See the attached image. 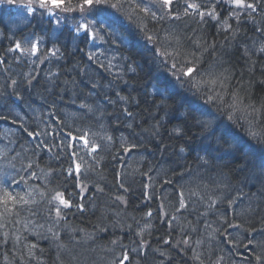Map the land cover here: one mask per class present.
I'll return each mask as SVG.
<instances>
[{
    "label": "trees",
    "instance_id": "16d2710c",
    "mask_svg": "<svg viewBox=\"0 0 264 264\" xmlns=\"http://www.w3.org/2000/svg\"><path fill=\"white\" fill-rule=\"evenodd\" d=\"M144 2L147 3L148 0H144ZM230 8L231 5H218L217 10L220 11L222 18L218 27H226L223 20L227 18L226 14ZM140 15L143 16L144 14L141 13ZM32 20L27 22L28 25L23 29H15L19 21L16 15L0 8V56L5 59V63L0 64V116L9 118L7 120L0 119V125L7 128L8 125L12 124V116H15V114L11 115L10 113L21 112V110L25 116L21 115L20 124L27 123L30 120L28 117L36 113L39 102L42 101L47 108L49 107L50 112L51 109L57 113L60 112V118L57 122L51 117L47 123L57 132L64 135L71 129L75 134L77 128L96 131L95 119H89L84 110L79 107L82 102H87L93 106L96 116H99L101 112L104 113L101 117L103 128L107 130V135H111L116 142L110 152L103 150L100 152L103 159L97 166V172H95L97 179L100 176L105 177L109 173L108 166L115 163V170L111 173L113 177L109 181L103 183V178L100 181H95L101 187H105V194L96 192L95 188L94 193H92L90 188L95 183L86 182L89 192L80 193V195L87 197L82 201L87 211L81 214L76 210L77 212L72 215L74 210L72 209L68 214V219L75 218L74 215L77 216L80 220L79 227L98 235L97 230L100 227L108 226L111 218V213H109V219H102V211L112 207L121 212V222L132 224L136 231L145 228L146 224L151 225V227L145 228L144 235L149 236L152 233L156 237L155 240H159V243L150 238L146 239L151 243L150 247L139 246L137 243L134 251L138 255L142 256V253L148 251L152 264H187L181 261L182 258H179L178 254L186 252L187 255H192V253L177 247L176 241L181 238L178 230L172 233L173 242L171 246L164 244L161 239L170 231L163 223L165 220L163 212L171 213L173 211V206L176 203L174 188L180 184H185L186 190L187 187H191L199 191L201 195L207 196L215 195V184L222 180L228 186L227 192L240 196V199L235 200L230 208L226 205H219L216 214H209L207 220L212 223L214 229L218 226V216L227 215L232 223L241 224L242 229L240 232L232 230L236 235L237 246L233 247L223 242L218 243L219 241L216 239L215 242H212V246L216 248L217 254L233 259L230 264H264V259L259 262L255 259L256 255L264 257V248L259 246L264 243V235L260 232L261 229H264V195H261L264 192V149L247 137L243 127L241 129L244 135L234 133L235 128L239 125L233 131L235 138L225 135L222 130L217 131L215 136L210 135L205 138L201 129L196 127L194 122H186L185 114L188 112L189 104L192 101L186 98L185 91L178 85L173 87L172 70L160 63L151 50L152 45L145 40L134 23L122 21L117 26L118 33L124 37V43L119 41L115 44L101 43L97 40V43L101 45L94 47L91 38L85 40L83 34L70 31L72 22L56 30L53 22L49 23L48 20L41 19L36 23ZM256 21L257 26H264V13H257ZM145 23L148 24L149 34H151L155 22L145 20ZM229 23L232 24L233 30L242 27L244 31L242 38L232 45L225 40L227 33L220 32L218 34L217 28L213 27L212 23L202 24L196 16L186 17L182 21H178L176 28L180 33L190 32L191 28H196L199 30L196 35L215 39L218 45H223V49L218 48L217 55H224V59L229 62L225 67L237 70V79L242 73L243 80L241 83L245 86L251 81L250 90L253 100H264V84L259 83V81L264 80V71H261V68H264V60L259 59L260 54L258 52L253 55L251 63H256V68L253 70L251 63H246L240 47L246 41L249 50L255 51L261 43V33L254 31L250 21L240 26L232 21ZM164 26H167V22ZM156 27L158 29L160 25ZM32 37L43 39L46 52L51 46L59 48L57 53L59 57L50 59L40 66L20 57L17 52L9 53L7 51L10 47H14L16 42L29 44L28 41ZM89 52H95L99 56V62L90 61L87 56ZM102 52L106 55H99ZM113 56L116 57L115 60L112 59ZM207 58L212 59L211 56ZM109 61H112L114 65L111 72L119 74L121 77L119 81H114L113 76L100 67V63L107 64ZM124 65H128L133 70L124 69ZM32 77H35L32 84H27L26 81ZM13 79L18 82L16 86L11 84ZM93 83L99 87L93 88ZM157 88L164 93V97L171 98L164 99L156 95ZM241 95H246V93L241 90ZM25 96L28 100L24 98ZM105 96L110 98L111 103L104 99ZM119 96H124L127 99L120 100ZM18 97H22V99ZM248 102L245 99V103ZM12 103H17L18 106L15 108L9 106ZM123 108L132 111L133 116L128 118L123 113ZM49 115L51 116V114ZM128 124H132V127L129 128ZM174 129H179L180 134L174 132ZM121 139L130 143H138L140 147L132 153H123L119 146ZM38 142L21 145L22 149L27 148V152L23 149V153L27 155L29 160L39 159V161H35L32 171L41 174V170L44 173L55 170L59 174V179L55 182L56 185L66 188L75 202L79 188L73 187L71 178L65 183L64 175L60 173L61 169L67 168L68 158L56 148H53V153L46 152L43 148L37 150L35 145ZM97 142L101 144L103 149L105 142L99 140ZM3 147L4 142L0 141V148ZM29 147L35 149L31 150ZM181 148L184 149L183 153L180 152ZM205 149L208 151L205 152ZM33 151L35 154L42 152L46 156L51 155V157L45 161L37 155H33ZM57 153H59V158H57ZM117 153H120V159L111 161ZM109 156L110 158L107 159ZM199 157L207 158L210 161L209 165L202 166ZM108 163L111 164L107 166ZM119 165L122 166L120 173L116 169ZM0 167H4L9 176H14L17 180L22 175L29 184L39 185L41 189L45 187L43 179H31L28 172L8 168L6 161H0ZM134 169L139 171L134 172ZM149 169H151L153 176L152 182L155 184L154 187L147 189L152 199H148L143 194L145 191L143 185L147 178H142L140 175L141 172ZM189 170L191 175L188 174ZM180 173H185L183 179ZM121 175H123L125 185L131 186L130 191L126 193L117 188ZM163 178L172 180L173 183L163 184ZM53 186L49 185L48 187ZM24 187L25 185L22 183L16 190L20 191ZM134 189L139 195L133 194ZM95 193L99 199L94 197ZM115 195H122L128 199V201L126 200L127 205L119 207L113 205L112 201L115 199ZM132 196H136L138 199L132 201ZM193 199L195 200V198ZM93 201L96 205L95 208L91 206ZM161 203L164 207L159 210ZM40 207H44L43 203L40 204ZM148 211L153 213L152 217L145 215ZM181 220L182 223H186L183 218ZM187 220L196 224L197 214L195 212L188 214ZM136 221L140 222L139 225L136 224ZM69 222L70 225H73L71 221ZM243 229H253L254 231L244 232ZM114 230L121 231L126 235L129 232L122 229ZM199 234L208 236L202 227ZM62 238L64 243L69 244L72 249L70 254L64 256L68 264H110L113 261L118 262L122 256V252L115 251L114 245L103 246L96 242L95 244L74 245L69 243L63 234ZM216 238L221 237L216 234ZM249 239H253V244L249 245L247 249L240 246L241 243L247 244ZM36 242L43 249V252L40 253L43 264H54L56 260L55 244L52 241L50 244L46 243L44 240ZM108 247H111L113 251H107ZM205 247H207V242ZM128 251L129 249L124 253ZM201 251L205 250L201 249ZM6 252L8 260H5ZM246 252H250V254ZM161 253L164 254L161 255ZM239 253H246L247 258L240 261L238 259ZM13 255L14 253L11 252L10 248L0 247V264H9ZM235 257L239 262L235 260ZM125 264L147 263L138 258L136 261L134 259L125 261Z\"/></svg>",
    "mask_w": 264,
    "mask_h": 264
},
{
    "label": "snow or ice",
    "instance_id": "6c2138e0",
    "mask_svg": "<svg viewBox=\"0 0 264 264\" xmlns=\"http://www.w3.org/2000/svg\"><path fill=\"white\" fill-rule=\"evenodd\" d=\"M13 2L14 0H0V4H12ZM220 4L231 5L226 14L227 18L223 20L226 27H218L222 19L220 11L217 10ZM26 11L34 19L47 17L49 23L54 22L58 28H63L65 21H71L70 31L83 33L85 40L91 38L94 42L99 40L101 43L115 44L117 41L124 43V37L118 33L117 26L122 21L134 23L145 40L152 45L151 50L160 63L172 70L173 87L178 85L185 91L186 98L192 101L185 114L186 122H194L195 126L201 129L205 138L210 135L215 136L216 132L221 130L225 135L235 138L233 131L239 125L244 128L251 141H255L264 149V100L252 99L251 81L245 86L241 83L242 73L237 79V70L225 67L229 62L224 59V55H217L218 48L223 49L224 46L218 45L215 39L196 35L199 31L196 28H191L190 32L183 33L178 32L176 28L178 21L196 16L202 24L212 23L213 27L217 28L218 34L220 32L227 33L225 40L232 45L242 38L244 31L242 27L233 30L229 21L235 22L238 26L250 21L254 31L261 33L262 40L255 51H250L248 43L245 41L240 45L242 53L246 63H251V57L257 52L260 54L259 59L264 60V26H257L256 21V14L264 13V0H148L147 3L144 0H29ZM141 13L144 15L141 16ZM145 20L155 22L151 34H149L150 30ZM165 22H167V26H164ZM157 25H160L158 29ZM28 43L30 47H22L20 42H16L14 47H10L7 51L21 52L29 56L39 53V42L28 41ZM58 52L59 48H55L51 54L55 57ZM99 55H106V53L102 52ZM87 56L90 61L99 62V56L95 52H89ZM209 56L212 59H208ZM112 59L115 60L116 57L113 56ZM43 62L41 60V63ZM3 63H5V59L0 56V64ZM113 66L112 61L107 64L100 63V67L108 71L114 81H119L121 79L119 74L111 72ZM123 68L129 71L133 70L128 65H124ZM251 68L254 70L256 63H251ZM261 71H264V68H261ZM34 79L35 77H32L26 83L31 85ZM17 83L15 79L11 81L13 86H16ZM259 83L264 84V80ZM92 87L97 88L99 85L93 83ZM241 90L246 95H241ZM156 95L164 99L171 98L164 97V93L159 88L156 89ZM18 98L22 99V97ZM104 99L111 103L109 97L105 96ZM119 99L126 100L127 98L119 96ZM245 99L249 102L245 103ZM79 107L84 110L89 119H95L97 130L77 128L74 134L69 129L64 133L63 139L55 145L61 150H67L68 167L61 169L60 173L64 175L65 183L71 178L73 187L79 188L75 202L66 188L56 185L55 182L59 179V174L55 170H50L48 173L41 170V174H37L35 171H31L35 162L29 160L25 153L17 152L15 156L10 157L8 155L10 149L7 145L0 148V161H6L8 168L15 170L19 163L20 170L28 172L31 179H43L45 182V187L41 189L39 185L29 184L22 175L19 180L14 176H9L5 168L0 167V247L10 248L14 253L9 264H33V261H36V264H43L38 255L43 252V249L40 248L38 242L30 240L29 237H35L37 240H50L55 244L56 260L54 264H68L64 256L72 252L69 244L64 243L62 234L69 243L74 245L95 244L98 239L93 232H89L83 227L70 225L68 214L72 209L81 214L87 211L82 202L87 197L81 196L80 193L89 192L86 187L87 178L91 173L97 172V166L103 159L100 152L102 150L110 152L116 142L111 135H107V130L103 128L101 121L103 112L96 116L93 106L87 102H82ZM122 111L128 118L133 116L132 111L128 108H123ZM0 119L7 120L8 117L0 116ZM12 123L15 124L16 120H13ZM128 127L131 128L132 124H128ZM23 130L29 138L39 141L35 145L36 149L43 148L45 151H52V146L46 141L40 140L42 135H48L47 131L37 132L35 129L29 130L28 128ZM174 132L180 134L179 129H174ZM156 134L158 135V132ZM52 135L55 136L56 133L53 132ZM0 140H8L9 144L12 142L9 139V133L0 134ZM98 140L105 142L103 149L97 142ZM119 146L123 153H132L140 147L138 143H130L123 139L119 142ZM207 151L205 149V152ZM180 152L183 153L184 149L181 148ZM33 155H35L34 151ZM86 156L88 158H85ZM57 158H59V153H57ZM112 159L119 160L120 153H117ZM199 159L202 166L206 167L210 163L205 157H199ZM25 160H28L26 164ZM133 171L139 170L134 169ZM188 174L191 175L190 170ZM140 175L142 178H147L143 185L145 189L143 194L148 199H152V196L147 192L148 188L155 186L152 182L151 169L141 172ZM184 175L185 173H180L182 179ZM22 183L25 187L17 191L16 189ZM162 183L172 184L173 181L163 180ZM49 185L54 186L48 187ZM227 187L222 180H219L215 184V195L207 196L201 195L199 191L191 187H187L186 190L185 184L175 187L176 203L173 206V211L171 213L163 212L165 217L163 223L170 230L167 235L161 237L163 243L171 246L172 233L178 230L181 238L176 241V245L182 250L191 252V259L195 264H206V260L208 264H223L225 257L216 253L212 242L215 241L216 234H219L225 238L222 240L223 243L233 247L237 246L236 235L232 230L240 232L242 225L232 223L227 215H223L218 216V226L213 229L212 223L207 220V217L209 214H216L219 205H226L230 208L235 200L240 199V196L227 192ZM93 188L96 192L105 194V187H101L98 183L93 184ZM117 188L125 193L130 191L131 186L125 185L123 175H121ZM261 195H264V192ZM41 203L44 207H40ZM112 204L117 207L126 206L127 201L124 196L115 195ZM91 206L96 207L94 201ZM163 207L164 205L161 203L159 210H162ZM193 212L197 214L196 224L187 220V215ZM109 213H111L110 219ZM145 215L152 217L153 213L148 211ZM101 218L109 219V223L106 227H100L98 232L107 233L110 229H122L135 231V235L143 238L145 228L151 227L150 224H146L145 228L136 231L132 224L122 223L121 212L112 207L103 210ZM181 218L186 223H182ZM139 223L136 221L137 225ZM201 227L208 233L207 237L199 234ZM243 231L254 230L243 229ZM260 232L264 235V229H261ZM206 242L207 247H205ZM120 243L119 237L108 241L109 245ZM251 244H253V239H249L247 244L241 243L240 246L247 249ZM259 246L264 248V243ZM201 249L205 251H201ZM106 250L113 251L111 247ZM205 252H207V256H205ZM163 254L161 253V255ZM213 255H215V259L212 258ZM130 259L127 253H122L118 262L113 261L112 264H125V261ZM255 259L259 262L264 257L256 255ZM5 260H8L7 252Z\"/></svg>",
    "mask_w": 264,
    "mask_h": 264
},
{
    "label": "bare ground",
    "instance_id": "6f19581e",
    "mask_svg": "<svg viewBox=\"0 0 264 264\" xmlns=\"http://www.w3.org/2000/svg\"><path fill=\"white\" fill-rule=\"evenodd\" d=\"M22 94H24V92H22ZM24 98L28 100V98L26 96ZM9 106L15 108V107L18 106V104L17 103H12V104H9ZM48 109H49V107L47 108V106H45V104H43V102L41 101V102H39V105H38V108L36 110V113H34V115L31 116V117L27 116L30 119L27 123H25V124L21 123L20 124L21 115H24V112H22V110H21V112L16 111L15 113H13V112L10 113L11 115L15 114V116H12V119L16 120L15 124L12 123V124L8 125L7 128H3L0 125V134L9 133V139L12 142L9 144L8 140H0V141L4 142V146L5 145L8 146V148L10 149L9 152L11 154L15 155L17 152H22L23 153V149L27 152V148H23L22 149L21 145H30L32 142H37L36 140H33V139L29 138L27 136V134L24 132L23 129L24 128H28L29 130L35 129L37 132L47 131L48 135H42L40 137V140L46 141L50 146H52V151L50 153H53V148H56L61 154L66 155V151H67L66 149L65 150H61L60 148L55 147V145L57 143H59V141L61 139H63V134L57 132L56 130H54L53 128H51L50 126L47 125V123L49 122L51 117H53V119L57 122L58 119L60 118V114H59L60 112L57 113L56 111H54L52 109H51V112H50V110H48ZM49 114H51V116ZM241 128L242 127H240V126L236 127L234 133H237L238 135H244V133L242 132ZM53 132L56 133L55 136L52 135ZM220 139L222 140V138H220ZM30 149L32 150V149H35V148H30ZM46 152H48V151H46ZM35 155H37L38 157L42 158L45 161H47L49 159V157H51V155L50 156H46L42 152H38ZM81 155H84V153H81ZM9 156L11 157L12 155H9ZM53 156L56 157L54 154H53ZM66 157H67V155H66ZM31 158H33V157H31ZM85 158H88V157L86 156ZM109 158H110V156L107 157V159H109ZM32 161H34V162L35 161H39V159H32ZM111 161H114V159H112ZM27 162H28V160L24 161L25 164ZM66 163H67L66 166L68 167V162H66ZM110 164L108 163L107 166L110 165ZM16 169H18V170L21 169V165L19 163H17ZM116 169H117V172L120 173L121 169H122V166L119 165ZM108 170H109V173L105 177L100 176L99 179H97L96 173H91L90 176L87 178V183H95V181H100L102 178H103V181H102L103 183L109 181V179H111L113 177V176H111V173H113L114 170H115V163L112 164L111 166H108ZM23 172H25V171H23ZM26 178H28V177H26ZM163 179H162V181H163ZM172 179H173V177H172ZM90 191H92V193H94V188L91 187ZM114 193L116 194V192H114ZM133 194H137V190L136 189H134V193ZM137 195H139V194H137ZM94 197L98 198L97 193H95ZM136 199H138L136 196H132V201H136ZM125 200L128 201V199H125ZM76 212L77 211L74 209L72 215L74 213H76ZM74 217L75 218L68 219V222L71 221V223L74 226L79 227L80 220H79V218H77V216L74 215ZM84 224H85V222H84ZM149 236L148 235H143V238H141V237L135 235V232H133V231H129L128 235H126L125 233H122L121 231H116L114 229L113 230L110 229V231L107 232V233L99 232L98 235H97L98 239L96 240V243H100V245H103V246L109 245L108 244L109 240L116 239L117 237H119L121 243L118 244V245H114L116 247L115 251L124 253L126 250L129 249V251L127 252V254H129L130 258H131L129 261H131L132 259H134L136 261L138 258H140L142 261H144V263L152 264L153 262L149 258L148 251H145L144 253H142V256H141V255H138L136 253V251L132 250V249L135 248L137 243L139 244V246H144L146 248L150 247L151 243H149L148 240H146V239L150 238V239L155 240L156 237L154 235H152V233ZM223 239H225V238L224 237L216 238V241H219L218 243H220V242H222ZM30 240H34V241H39L40 242V240H44V239H38L37 240V238L30 237ZM44 241H46V243L50 244V240H44ZM155 242L159 243V240L157 239V240H155ZM224 244H226V243H224ZM242 253H239V256H238V259L240 261H244L247 258V256L245 255L246 253L250 254V252H246L244 254H242ZM38 255H39V258H40V253ZM205 256H207V253H205ZM178 257L183 259V260L181 259L182 262H185L187 264H195V262L191 259V254L187 255L186 252L185 253L181 252V253L178 254ZM212 258L215 259V256H213ZM238 259L235 257V260L239 262ZM232 260L233 259H231L230 257H225V260H224L223 264L224 263L225 264H230L232 262ZM33 264H36V261H33ZM110 264H112V263H110ZM206 264H208L207 260H206Z\"/></svg>",
    "mask_w": 264,
    "mask_h": 264
}]
</instances>
